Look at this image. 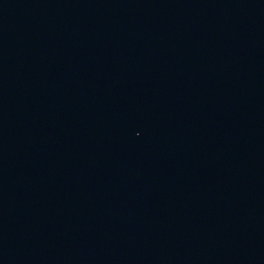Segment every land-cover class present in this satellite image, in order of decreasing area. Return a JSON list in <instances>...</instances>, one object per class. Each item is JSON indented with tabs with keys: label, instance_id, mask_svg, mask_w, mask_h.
I'll return each mask as SVG.
<instances>
[{
	"label": "water",
	"instance_id": "95a60500",
	"mask_svg": "<svg viewBox=\"0 0 264 264\" xmlns=\"http://www.w3.org/2000/svg\"><path fill=\"white\" fill-rule=\"evenodd\" d=\"M0 264H264V0H0Z\"/></svg>",
	"mask_w": 264,
	"mask_h": 264
}]
</instances>
